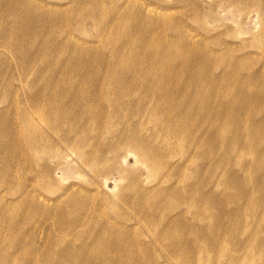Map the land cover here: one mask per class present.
Here are the masks:
<instances>
[{
	"label": "rangeland",
	"instance_id": "rangeland-1",
	"mask_svg": "<svg viewBox=\"0 0 264 264\" xmlns=\"http://www.w3.org/2000/svg\"><path fill=\"white\" fill-rule=\"evenodd\" d=\"M0 264H264V0H0Z\"/></svg>",
	"mask_w": 264,
	"mask_h": 264
}]
</instances>
